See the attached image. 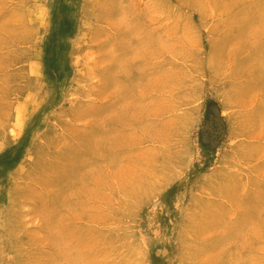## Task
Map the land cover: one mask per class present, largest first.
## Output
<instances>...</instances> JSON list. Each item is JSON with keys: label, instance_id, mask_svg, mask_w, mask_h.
Masks as SVG:
<instances>
[{"label": "rangeland", "instance_id": "1", "mask_svg": "<svg viewBox=\"0 0 264 264\" xmlns=\"http://www.w3.org/2000/svg\"><path fill=\"white\" fill-rule=\"evenodd\" d=\"M0 264H264V0H0Z\"/></svg>", "mask_w": 264, "mask_h": 264}, {"label": "bare ground", "instance_id": "2", "mask_svg": "<svg viewBox=\"0 0 264 264\" xmlns=\"http://www.w3.org/2000/svg\"><path fill=\"white\" fill-rule=\"evenodd\" d=\"M1 258V257H0Z\"/></svg>", "mask_w": 264, "mask_h": 264}]
</instances>
